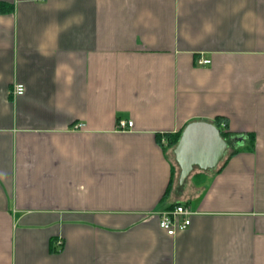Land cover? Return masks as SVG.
Segmentation results:
<instances>
[{
    "label": "crops",
    "instance_id": "crops-1",
    "mask_svg": "<svg viewBox=\"0 0 264 264\" xmlns=\"http://www.w3.org/2000/svg\"><path fill=\"white\" fill-rule=\"evenodd\" d=\"M218 118L181 184L164 134ZM0 264H264V0H0Z\"/></svg>",
    "mask_w": 264,
    "mask_h": 264
},
{
    "label": "water",
    "instance_id": "water-1",
    "mask_svg": "<svg viewBox=\"0 0 264 264\" xmlns=\"http://www.w3.org/2000/svg\"><path fill=\"white\" fill-rule=\"evenodd\" d=\"M227 150V142L213 123L188 124L174 150L181 169L180 183L183 184L195 168L204 172L216 169Z\"/></svg>",
    "mask_w": 264,
    "mask_h": 264
},
{
    "label": "built area",
    "instance_id": "built-area-1",
    "mask_svg": "<svg viewBox=\"0 0 264 264\" xmlns=\"http://www.w3.org/2000/svg\"><path fill=\"white\" fill-rule=\"evenodd\" d=\"M199 65H208L210 60H199ZM25 93V87L21 84L15 85L13 95L22 96ZM134 126L133 121L120 120L118 129L121 131L131 130ZM79 127H82L81 125ZM192 211L185 205H178L173 209L159 213L160 227L170 236H175L179 231L186 230L191 225ZM58 245L62 246V241H58Z\"/></svg>",
    "mask_w": 264,
    "mask_h": 264
},
{
    "label": "trees",
    "instance_id": "trees-1",
    "mask_svg": "<svg viewBox=\"0 0 264 264\" xmlns=\"http://www.w3.org/2000/svg\"><path fill=\"white\" fill-rule=\"evenodd\" d=\"M214 125L219 129L221 136L223 137V139H225V141H230L232 137L235 136L234 134H231L225 130L226 122L224 121V119H216ZM183 130L176 134H164L167 145H169L170 147L176 146L181 138Z\"/></svg>",
    "mask_w": 264,
    "mask_h": 264
},
{
    "label": "rangeland",
    "instance_id": "rangeland-1",
    "mask_svg": "<svg viewBox=\"0 0 264 264\" xmlns=\"http://www.w3.org/2000/svg\"><path fill=\"white\" fill-rule=\"evenodd\" d=\"M176 146H177V145H176ZM176 146H172V148H176ZM227 153H228V150H227L226 154H227ZM225 156H226V155H225ZM177 171H178V172L181 171L179 165L177 166ZM199 171H201V170L198 169V168H195V169L193 170V172L190 174V176H191L193 173H196V172H199ZM190 176H189V177H190Z\"/></svg>",
    "mask_w": 264,
    "mask_h": 264
}]
</instances>
